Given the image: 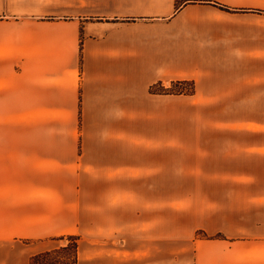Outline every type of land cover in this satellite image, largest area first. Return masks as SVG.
I'll list each match as a JSON object with an SVG mask.
<instances>
[{
  "label": "crops",
  "instance_id": "obj_1",
  "mask_svg": "<svg viewBox=\"0 0 264 264\" xmlns=\"http://www.w3.org/2000/svg\"><path fill=\"white\" fill-rule=\"evenodd\" d=\"M12 2L0 252L70 236L119 246L113 264L172 242L264 264V0ZM175 82L190 93L158 92Z\"/></svg>",
  "mask_w": 264,
  "mask_h": 264
},
{
  "label": "rangeland",
  "instance_id": "obj_2",
  "mask_svg": "<svg viewBox=\"0 0 264 264\" xmlns=\"http://www.w3.org/2000/svg\"><path fill=\"white\" fill-rule=\"evenodd\" d=\"M16 3V2H15ZM12 0H0V52L2 49L9 48L15 42L8 41V34L13 31L6 25L14 21H20L22 18L21 9H18ZM174 90V88H172ZM181 90H189L190 86L183 85ZM160 90V89H157ZM204 236L201 232L196 234L195 240H202ZM199 246V244L197 245ZM195 247L193 243H162L160 248H145L146 256L150 250L152 256L153 250L155 255L160 258L161 264H200L199 257H195ZM51 250L33 256L29 259L27 264H113L110 258L118 256L120 251L119 246L110 244L109 242H99L90 245L87 241L82 243L76 237H62L56 242L52 243ZM136 248V247H135ZM11 255L5 251L0 252V264H17Z\"/></svg>",
  "mask_w": 264,
  "mask_h": 264
},
{
  "label": "trees",
  "instance_id": "obj_3",
  "mask_svg": "<svg viewBox=\"0 0 264 264\" xmlns=\"http://www.w3.org/2000/svg\"><path fill=\"white\" fill-rule=\"evenodd\" d=\"M183 85L187 86L188 84H186L185 82H175V83L172 84V86L169 89H167L168 91L163 89L160 86V88H159L160 90H158V92L160 94H174V95L190 93V89L189 90H185V91L180 89V87L183 86ZM188 86H190V85H188ZM172 88H174V90Z\"/></svg>",
  "mask_w": 264,
  "mask_h": 264
}]
</instances>
